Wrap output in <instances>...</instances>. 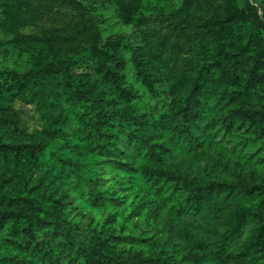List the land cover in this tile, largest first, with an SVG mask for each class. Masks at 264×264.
<instances>
[{"label":"trees","instance_id":"obj_1","mask_svg":"<svg viewBox=\"0 0 264 264\" xmlns=\"http://www.w3.org/2000/svg\"><path fill=\"white\" fill-rule=\"evenodd\" d=\"M59 1L46 0V3L57 5ZM61 1L66 3L70 18L64 53L50 58L32 39L28 44L42 60L11 79L15 83L14 95L37 106L44 134L41 141L30 145L0 142V154L6 161L16 160L19 164L28 161L38 177L30 196L4 190L0 185V204L9 201L19 206L14 213L0 211L1 227L13 220L6 246L26 255L14 264L37 261L60 264L65 260H70V264H158L145 259L136 247L147 239L98 230L89 221H78L68 212L66 196H60L57 182L68 186L81 201L94 208L122 206L118 198L122 190L110 189L107 179L102 177L104 170L110 172L113 180L115 175L125 173L131 186H138V194L145 203L155 202L181 224L188 226L192 220L199 234L198 248L203 250L197 264H264V213L247 205L242 208L254 201L255 193L264 199V186L248 188L239 183L217 182L204 167L173 169L170 164L180 142H189L190 150L195 153L202 150V155L209 157L207 138L213 139L224 131L226 121L227 128L251 133L264 143V38L254 21L238 10L236 0H220L219 13L207 20L204 30L215 48L205 53L188 91H184L188 85L182 79L157 72L153 58L139 47H132L136 78L156 97L159 94L156 81L162 79L160 82L167 88L164 94L170 101L168 109L156 115L138 111L137 96L123 77L125 58L119 43L110 42L109 48L103 49L92 17L81 1ZM205 3L207 0H183L175 15L178 33L184 34L185 26L191 22L190 13L200 11ZM42 5L43 2L39 4ZM15 42L21 45L26 40L17 36ZM86 48L97 59V77L93 80L85 73L76 76L70 70L72 58ZM175 49L183 54L181 45ZM101 87L105 91L100 92L98 104L93 105L98 109L95 114L98 135L87 145L106 158L96 165L95 173H89L85 162L49 150L45 140L58 138L63 97L72 100L78 97L91 103L86 90H96V97ZM210 92H216L224 101L221 105L225 114L222 123L212 129L205 121ZM109 97L115 102H109ZM119 103L126 107L119 108ZM131 128L141 131L138 147L135 137H130L135 135L128 131ZM125 132L137 153L146 159L139 166L114 159L122 146L119 133ZM219 157L217 166L227 172V162L221 160V154ZM142 208L139 205L135 215ZM249 222L256 223L253 240L247 249L234 252L232 247Z\"/></svg>","mask_w":264,"mask_h":264},{"label":"rangeland","instance_id":"obj_2","mask_svg":"<svg viewBox=\"0 0 264 264\" xmlns=\"http://www.w3.org/2000/svg\"><path fill=\"white\" fill-rule=\"evenodd\" d=\"M90 13L91 22L99 34V45L103 49L109 48L111 43H119V48L125 58L123 71L124 80L137 96L138 111L140 113H154L158 115L166 111L170 102L164 94L167 90L163 81L155 82L158 97L152 94L147 86L136 78L132 62V47H139L141 52L153 58L154 69L157 72L172 75L174 79H182L190 90L198 65L204 61V55L212 51L215 45L212 39L204 35L207 20L219 13L220 0H207L200 11L190 13L191 22L184 28V34L175 28V15L181 8L183 0H80ZM43 2L42 6H39ZM238 10L249 16L264 38V0H236ZM58 6V7H56ZM68 8L61 0L46 3V0H0V142L9 145L34 144L44 138L40 113L35 104L15 96L11 80L14 74L22 73L33 63L37 64L42 58H37L29 42L36 39L39 49L44 55L54 58L57 53L62 54L68 46L67 30L69 29ZM39 16V18H36ZM36 19H39L41 22ZM17 36L25 38L26 42L16 45ZM181 45L183 54L176 52L175 46ZM44 58V57H43ZM97 59L94 53L86 48L70 62V70L74 75L85 73L93 80L97 77ZM96 90H86L90 102L82 98L72 100L67 96L62 98L60 105L63 110L61 123L57 128L58 138L47 139V148L59 154L85 162L86 171L95 173L96 165L106 157L97 155L88 147V142L97 138L98 131L95 124V114L98 109L93 108L99 102ZM162 93V94H161ZM81 96V94H79ZM183 92H180V96ZM210 95L205 108V121L212 129L220 125L225 119L222 105L224 101L216 92ZM107 97V96H106ZM109 102L116 99L109 97ZM222 104V105H221ZM123 109L126 105H117ZM155 115V116H156ZM205 123V122H204ZM213 139L207 138L209 157L202 155L203 151L190 150L189 142H180L170 160L171 168L176 167H204L217 182L239 183V186H264V143L251 133L227 128ZM135 135L137 147L141 137L139 130L131 128ZM131 132V133H132ZM200 133V132H198ZM127 133H119L122 146L115 160L139 166L144 162L137 153L134 143L127 140ZM226 161L228 168L225 172L217 166V159ZM2 158V159H1ZM97 163V164H96ZM224 171V172H222ZM102 177L113 191L121 189L119 200L122 206L102 210L94 208L77 193H72L69 187L61 185L60 196H66L68 212L76 220L89 221L94 227L108 230L112 233L122 232L134 238L147 239L136 246L145 259L158 261V264H197V258L203 250L198 248L197 233L192 224H181L167 211L159 209L155 202L145 203V199L138 194V186H131L125 173L114 176L109 171H103ZM38 177L29 162L16 160L6 161L0 154V185L4 190L30 196ZM69 190H68V189ZM254 201L242 206L253 207L264 213V199L255 193ZM143 205L142 212L135 215V210ZM247 205V206H246ZM19 209L17 202L5 201L0 204V211L12 213ZM214 209V208H213ZM211 209V210H213ZM228 209L226 210V212ZM257 211V210H255ZM225 212V213H226ZM13 220L0 226V264H14L16 259H25L26 255L6 246L5 239L9 236ZM256 223L249 222L242 228L241 237L232 247L234 252L247 249L253 240ZM208 247V246H207ZM210 248V247H209ZM212 249V247L210 248ZM36 264H54L37 261ZM70 264V260L60 262Z\"/></svg>","mask_w":264,"mask_h":264}]
</instances>
